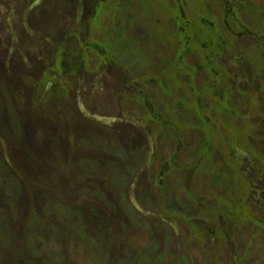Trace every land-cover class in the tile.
Returning <instances> with one entry per match:
<instances>
[{
	"label": "rangeland",
	"instance_id": "obj_1",
	"mask_svg": "<svg viewBox=\"0 0 264 264\" xmlns=\"http://www.w3.org/2000/svg\"><path fill=\"white\" fill-rule=\"evenodd\" d=\"M80 2L0 0V162L9 155L25 181L0 179V264H235V255L264 264V227L224 216L241 192L251 194V178L264 201V121L250 120L247 132L251 124L242 130L217 103L234 73L223 56L242 55L258 99L251 110H264V46L225 19L251 3L257 32L264 0H101L86 11ZM84 39L112 47L113 64L83 43L81 54ZM13 41L20 51L6 56L1 47ZM207 53L209 64L199 58ZM208 68L227 82L201 92ZM27 78L37 92L47 87L51 108L37 107ZM247 99L230 94V106L243 113ZM220 150L225 160L214 156ZM210 159L219 169L229 162L230 172L208 177ZM187 183V196L200 197L194 204L181 191Z\"/></svg>",
	"mask_w": 264,
	"mask_h": 264
},
{
	"label": "trees",
	"instance_id": "obj_2",
	"mask_svg": "<svg viewBox=\"0 0 264 264\" xmlns=\"http://www.w3.org/2000/svg\"><path fill=\"white\" fill-rule=\"evenodd\" d=\"M81 1V2H80ZM99 1H101V0H91V2H90V0H79V2L80 3H82L81 4V6H82V8H84L85 9V11L88 9V10H90V9H94V6H97V5H99ZM90 2V3H89ZM176 3H178L177 1H176ZM226 4H227V7H229V8H231V10H232V7H230V3L228 2V1H226ZM248 4V6H247V11H256V9H255V6L253 5V4H251V3H247ZM180 5V4H179ZM244 6V5H243ZM233 7H235V6H233ZM182 8H183V6H182ZM236 9H237V11H229V9H227L226 11H228V12H226L225 13V19H226V17H227V20H228V23L230 24V25H232V24H235V25H237L238 23H239V25H240V28H241V33H242V36H244L245 38L247 37V38H252V39H254L256 42H257V40L258 41H260V44L262 45V46H264V35H261V34H259L258 32H261L262 30H264V20L263 19H261V26H260V30L259 31H257V32H254L252 29H251V27H250V25H249V23H248V21H247V11H246V9H244L240 4H237V7H235ZM97 9V8H96ZM92 11V10H91ZM93 11H97V10H93ZM9 13H12V11H10ZM80 16V15H79ZM81 17V16H80ZM10 19H11V17H10ZM201 22H203L204 23V21H201ZM188 23V22H187ZM259 23H260V21H259ZM81 28V27H80ZM78 30L80 31V29L78 28ZM82 31V33H85V34H87L88 33V30L87 29H82L81 30ZM187 30L185 29H183V32H186ZM189 31V30H188ZM222 33V32H221ZM234 33H236V32H234ZM221 36H222V34H221ZM89 37H90V34H89ZM192 38V37H191ZM86 39H84L83 41H81V49H80V51H81V54L82 53H84V52H86V50L84 51V50H82V43L83 44H86L87 45V47H86V49L87 50H90V49H95V51H97V49H100L99 47H98V45H95L94 43H96V42H90V44H87V43H85L84 41H85ZM187 40H191L190 39V34L188 35V38H187ZM11 41V40H10ZM11 43V45H6V44H4V47H1L3 50L2 51H4V53L6 54V56H9L13 51H20V50H18V48L15 46V44H14V41L13 42H10ZM93 43V44H92ZM84 46V45H83ZM109 48H112V47H108V52H106V51H103L102 49H100V50H102L103 52V54L104 55H106L107 56V59H106V61L108 62V61H112V64H113V62H114V58H115V52L113 51V53H111V50L109 49ZM79 51V52H80ZM79 52H78V57H79ZM103 54H101V55H98V58L99 59H101V57L103 56ZM208 54V53H207ZM209 55V54H208ZM202 56H204V55H202ZM202 56H199V58L200 59H202L205 63H208L209 64V62H210V60H211V57H210V55L209 56H204V57H202ZM223 57H225L224 58V60L226 59V58H228L229 60H231V61H233L230 65L232 66V68L234 69L233 71H234V73H230V76H229V80L230 79H232L233 80V82L231 81L230 83V86H229V80H228V82L226 81V79L225 78H221L220 80L218 79V77L216 76V74H215V76H212V74L213 73H219L218 72V70L217 69H214V70H212V71H210L209 70V68H208V70L210 71V72H207L208 73V75H209V77H211L210 78V80H209V82L205 85V86H203L202 87V90H201V92H205V90L206 89H208L209 87H211L212 88V85L213 84H216L215 83V81L217 82V86H218V88H221V83L222 82H227L225 85H226V89H225V93H223V94H221V96H220V100H218L217 101V103H219V105L222 107V110H224V111H226L228 114H230V117H233V119H234V121H238V123H240V122H242V123H244L243 124V126H242V130H243V128H245V126H247L248 124H251L252 125V123L253 122H258L259 120H263L264 121V110H261L260 111V113H259V110H257V108L256 109H253V110H251V107L253 106V103H256V105H257V98L255 99V100H253L252 99V97H250V89L248 88V81H247V78H246V76L245 77H243L244 76V74H245V70H246V68H247V64H248V62H247V60L241 55V56H239V57H237L236 59H232L231 57H227V56H223ZM0 58H2V57H0ZM218 58V57H217ZM217 58H215V59H213L212 60V62H215L216 60H218ZM118 59L119 60H121L119 57H118ZM238 59V60H237ZM6 60H7V58H6ZM207 60H208V62H207ZM63 63L64 62H62L61 61V63L59 62L58 63V67H59V69L62 71L63 69H62V67H63ZM80 64H82L81 62H80ZM56 68H57V64H56ZM207 68V67H206ZM239 68L241 69V70H239ZM48 69V68H47ZM46 69V70H47ZM212 72V73H211ZM244 73V74H243ZM56 74V73H55ZM42 76L44 77V76H47V73H46V71H43V73H42ZM214 77H216V79L214 78ZM213 78V79H212ZM215 80V81H214ZM24 81V86H25V88H26V90H29V91H31L32 93H33V95H34V97H35V99H36V105H37V107L38 108H41V107H43V106H46V107H49V108H51V106H52V98H53V96L51 95V94H49V92H48V90H47V87L45 88V92L46 93H44V92H37L36 91V89H35V83H34V81L31 79V78H27V79H24L23 80ZM51 80H50V78L49 79H46V80H44V81H42L43 83H45L47 86H52V84L50 83L49 84V82H50ZM242 82H243V85L244 86H246L247 88H246V91L242 88ZM127 85V84H126ZM224 85V86H225ZM128 86V85H127ZM129 88H131V86H128ZM235 90H236V92H235ZM52 91H53V89H52ZM215 91H217V90H215ZM48 92V93H47ZM237 94V96H238V94L241 96V98L242 99H247L248 97H249V99H247L246 100V103L247 104H250V107H249V110H245L243 113H239V111H237V110H235V108H233V107H231L230 106V102H229V98H230V94ZM23 95V94H22ZM32 95V96H33ZM53 95H55V94H53ZM208 97H209V95H207ZM206 95H204V97H207ZM200 97V96H199ZM202 97V96H201ZM239 98V97H238ZM33 99V98H32ZM31 99V100H32ZM33 103H34V101H33ZM30 105V104H29ZM36 111H38V109H36ZM43 112V111H42ZM249 112H253L254 114L252 115V116H250L249 115ZM205 113H207L206 114V119L210 122H213V119H212V117L211 118H209L210 116H209V114L211 115V110H209V109H205V111H204V113L203 114H205ZM209 116V117H208ZM212 116V115H211ZM251 117H253V118H255V119H251ZM155 119L157 120V121H163L164 123H165V121L164 120H159V118L156 116L155 117ZM211 119V120H210ZM250 120H252L253 122H251ZM201 123L203 124V122L201 121ZM255 126L254 125H252V128H245L246 130H247V132L248 131H250V133L252 132V129L254 128ZM250 135H252V139H255V140H257V141H259L260 139L259 138H261L260 136H258V135H253V134H250ZM1 137H0V142L1 143H3V145H4V143L6 142V139L7 138H5V136L2 134V135H0ZM258 138V139H257ZM202 143V142H201ZM221 150H222V148H221ZM216 151L215 152V157H219V159L221 158V159H223V160H225V155H223V151ZM225 151L226 152H228L227 151V149H225ZM245 152V154H244V156H242L241 155V157L243 158V160H245V159H247V158H249V156H250V153L246 150V149H242V151H240V153L241 152ZM154 154H155V152H153ZM214 153V152H213ZM220 153V155H218ZM230 154H231V152H230ZM249 154V155H248ZM206 155V154H205ZM210 155H209V153H208V157H209ZM213 156V155H212ZM237 156V155H236ZM238 156H240V154L238 155ZM237 156V157H238ZM203 158H205V157H203ZM258 158H260V157H258ZM258 158H256V160L258 159ZM202 159V158H201ZM219 159L216 161V163L218 162L219 163ZM230 159V158H229ZM210 162H212V159H210L209 161H208V164L206 165V168L209 170V171H211L212 169H214L215 168V170L213 171V172H211L210 174L209 173H207V176L208 177H210V176H214L216 173H217V170L219 169L217 166H215L216 164H211V165H209V163ZM213 165V166H212ZM16 167L12 164V162H11V158H10V156L9 155H6V154H4L3 156H2V158H1V162H0V169H1V173H0V179L1 178H3L2 177V175H3V173H4V176H6V175H13V176H15L16 178H17V180H19L20 181V184L23 186V188H25L24 187V184H25V181L23 180V178H22V176H21V180H20V175H19V172H17V170L15 169ZM230 163L229 162H226V164L225 165H223L222 166V168H220L219 169V172H220V170L221 171H225V170H227L228 171V173L230 172ZM4 171V172H3ZM215 173V174H214ZM221 173V172H220ZM225 173V172H224ZM216 176H215V180H216ZM256 178V177H255ZM220 181H221V179H220ZM260 181V180H259ZM188 182V181H187ZM189 183H190V181H189ZM189 183H187V184H185L188 188L186 189V188H184V189H182L181 191H182V193H183V195H184V198H186V203L187 204H194V200H196V199H198V198H200L199 196L197 197L196 195H194V196H192V197H189V196H187V193L189 192V191H191L189 188H190V185H189ZM250 185H251V188H250V192H251V194H242V192L240 193V195H241V199H239V207H237L236 206V208H234V207H232V206H230V207H228V213L226 212L225 214H224V216H225V219H231V221H232V223L233 222H236V221H238V223L239 222H241L242 223V225H244L245 227H246V225L248 224L247 222H250V223H252V224H254L255 226H258V227H264L262 224H264L263 222H262V218L264 217V207H262L263 205H264V201H262L261 200V198L259 197L260 195H259V192L261 191V189H259L258 188V186H257V182L254 180V179H252L251 178V182H250ZM159 187V189H161V184H159L158 185ZM249 192V191H248ZM181 193V194H182ZM235 194H237V193H235ZM218 195H219V193H218ZM220 196V195H219ZM254 196L256 197V199L254 200ZM179 197V203H180V206L182 205V203H181V199H180V196H178ZM204 197H205V195H204ZM207 197H212L213 199H214V201L217 203L218 201H219V198L218 197H214V196H212V195H208ZM223 197H224V199H225V195H223ZM222 198V197H221ZM196 201H198V200H196ZM196 204H198V202H196ZM224 205V204H223ZM248 205H251V206H254V207H256V210L255 211H250V213L248 214V210H246V208H247V206ZM257 206H258V208H259V210H257L258 208H257ZM183 207V206H182ZM187 208V207H186ZM217 207H213V209H209L208 211H210V212H213L215 215L218 213V211L219 210H217L216 209ZM188 210H189V208H187ZM171 215H174L175 217H180V218H182L183 219V217H182V215L181 214H179L178 212H174V211H171ZM251 217H253L252 219H251ZM260 221V222H259ZM195 222V220L193 219V218H190L189 220H187L186 221V224L189 226V227H191L192 226V224ZM240 224V223H239ZM179 225V224H178ZM213 230H212V232L211 233H213L214 232V234H216V231H215V229L214 228H212ZM209 233V232H208ZM234 259H235V264H239V263H241V258L239 257V256H237V255H235L234 256ZM244 259L246 260L247 259V257L244 255Z\"/></svg>",
	"mask_w": 264,
	"mask_h": 264
}]
</instances>
